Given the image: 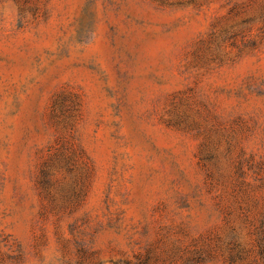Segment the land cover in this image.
Masks as SVG:
<instances>
[{
    "label": "rangeland",
    "instance_id": "obj_1",
    "mask_svg": "<svg viewBox=\"0 0 264 264\" xmlns=\"http://www.w3.org/2000/svg\"><path fill=\"white\" fill-rule=\"evenodd\" d=\"M0 264H264V0H0Z\"/></svg>",
    "mask_w": 264,
    "mask_h": 264
}]
</instances>
